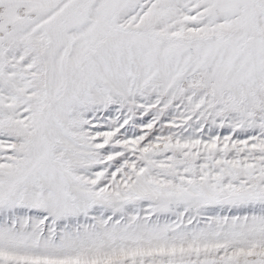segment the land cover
<instances>
[{"label": "snow or ice", "instance_id": "6c2138e0", "mask_svg": "<svg viewBox=\"0 0 264 264\" xmlns=\"http://www.w3.org/2000/svg\"><path fill=\"white\" fill-rule=\"evenodd\" d=\"M0 264H264V0H0Z\"/></svg>", "mask_w": 264, "mask_h": 264}]
</instances>
